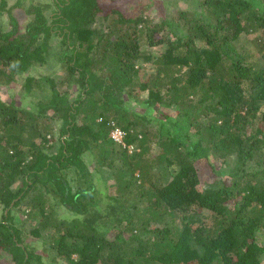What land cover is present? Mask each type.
<instances>
[{"label":"trees","instance_id":"trees-1","mask_svg":"<svg viewBox=\"0 0 264 264\" xmlns=\"http://www.w3.org/2000/svg\"><path fill=\"white\" fill-rule=\"evenodd\" d=\"M147 5L0 0V264H264V0Z\"/></svg>","mask_w":264,"mask_h":264},{"label":"rangeland","instance_id":"rangeland-1","mask_svg":"<svg viewBox=\"0 0 264 264\" xmlns=\"http://www.w3.org/2000/svg\"><path fill=\"white\" fill-rule=\"evenodd\" d=\"M132 3H134V4H136V6H137V9H142L143 11H145V12H150V13H148V14H151V15H155L156 13H155V11H156V7L153 5V6H150V7H148V3H160V0H132ZM182 3H184V1H182ZM158 6L159 7H161V5L160 4H158ZM168 6H171L170 4H168ZM127 8H129L128 6H127ZM3 24H5L6 26L5 27H7L8 28V26H9V24L7 25V21H6V19L5 20H3ZM253 37V35H252V33H250V34H248V35H244V36H241L240 37V39H239V41H240V43H244L245 45H247V47H252L251 46V44H250V41H249V39L250 38H252ZM47 66H50V65H45V66H43V67H40V69L42 70V69H44V71H46V69H47ZM51 67V66H50ZM148 70H151V68H147ZM16 88H18L19 87V84H16V83H14L13 84ZM207 167V166H206ZM208 168V167H207ZM207 168H205L204 169V171H205V173H206V175L207 174H209V172L207 171L206 172V169Z\"/></svg>","mask_w":264,"mask_h":264},{"label":"built area","instance_id":"built-area-1","mask_svg":"<svg viewBox=\"0 0 264 264\" xmlns=\"http://www.w3.org/2000/svg\"><path fill=\"white\" fill-rule=\"evenodd\" d=\"M110 125V135L116 142H119L123 147H126L129 153L138 151V145L126 141V131L120 125L113 120L110 121Z\"/></svg>","mask_w":264,"mask_h":264}]
</instances>
